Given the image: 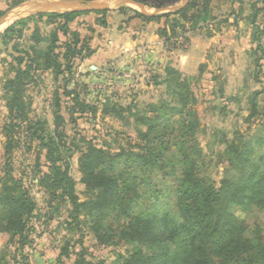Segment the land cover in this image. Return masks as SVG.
<instances>
[{"label": "rangeland", "instance_id": "obj_1", "mask_svg": "<svg viewBox=\"0 0 264 264\" xmlns=\"http://www.w3.org/2000/svg\"><path fill=\"white\" fill-rule=\"evenodd\" d=\"M123 1L136 2L143 5L144 9L132 4L113 8L125 10L132 16L130 9H136L145 16L150 14L160 17L174 12L170 9L182 5L185 0L0 1L1 5L10 2L12 6L22 3L50 6L45 12H39L43 16H35L30 22L15 26L16 32L8 36L7 43L0 40V177H3L2 181L12 183L13 179L19 182L35 204L28 219L30 243L20 246L12 236L0 233V264H121L118 263L119 255L127 258L141 249L151 261L150 256L154 252L142 245L144 241L121 240L119 232L107 230L95 233L93 228L97 215L93 217L84 210L73 214L72 207L61 201L60 197L52 196L54 188L49 186L54 182L50 170L52 156L63 158L61 164L69 165L68 174L76 184L75 194L81 203L85 202L90 193L82 182L81 151H86L87 145L92 143L104 148L107 153L117 154L119 149H127L131 143H143L140 132L144 134L148 129L145 124H139L137 119L150 118L151 125L155 126L163 139V148H167L168 152H176L187 146L182 154L192 153V149H195L200 155L198 161L207 168L205 173L218 186L225 177L226 169L232 168L236 162L237 154L228 151L231 143L234 142L241 150L244 146L251 147V138L264 124V116L253 115L255 111L252 105L255 95L259 104L264 102V15L259 17V28H255L250 20H244L246 15L253 16L250 9L252 5L259 2L258 7L264 6L260 0H236L235 7L244 12V18L239 20L237 26L228 27L213 22L209 27L193 29L189 24L184 25L187 31L179 30L177 36L170 38L171 41L167 42L163 38L165 54L160 53L158 61L152 59L147 62L148 59L144 60L146 56H141L143 62L138 63L136 58L130 59L123 69L105 66L91 71L85 65L91 57L87 55L91 50L96 52L106 40L118 39L120 27L114 25L118 24L113 17L117 16V13L113 15L114 9L107 10L106 15L82 9L92 3L115 6L117 2ZM54 4L56 8L51 7ZM75 8L81 9L79 12L82 13L77 14L66 27L59 25L63 21L51 16L54 13L75 12ZM229 8L230 4L225 1L214 0L209 5L208 16L228 15L231 12ZM8 12L9 9H6L1 18L9 15L10 20L6 22L10 26L13 13ZM230 19L232 23L234 16ZM162 22L160 27L163 26ZM166 28L170 34L171 28L168 25ZM2 30L5 32L6 29ZM58 30L56 52L64 53L63 44L75 32L83 41L79 47L84 49L85 58H75L73 71L69 73L63 69L59 76L53 71H44V64L40 62L32 83L28 84L24 93L26 101L30 103V120L44 122L43 143L48 144L49 140L55 143L52 149L43 148L42 143L33 138V131L22 126L16 131V141L12 143L13 146L17 144V147L8 153L9 141L4 126L11 121V114L4 90L6 80L15 76L13 69L18 64L16 58L27 54L24 68L31 59L36 60L51 48ZM65 32H68V36ZM260 44L263 47H259ZM187 55H193L194 61L192 58V61L184 64ZM168 67L182 73L172 85L183 88L181 91L163 82ZM182 69L189 73L186 75ZM172 92H177L178 96ZM258 109L257 113L264 114L262 108ZM173 162L175 166L172 168L176 169V173L180 172L183 169L181 165L175 159ZM7 165L11 169L7 170ZM138 168V163L128 166L132 173ZM9 170L10 176H7ZM142 172L138 175L142 184L139 187L141 196L151 191L158 194L163 191L169 197L172 190L178 188L171 181H165L168 176L166 172L157 170L151 175L145 173L146 169ZM110 174L117 176L114 172ZM132 176L125 174L122 183L127 186L124 187L127 198L134 200L129 179ZM151 179H155L156 185L152 186ZM158 185L159 189L156 188ZM2 188L3 185H0V194ZM159 202L162 206L157 208V212L163 208L164 211H173L172 200L162 198ZM229 207L232 214L243 217L239 207ZM108 222L113 229L127 223L119 211L112 214ZM68 247L72 250L67 253Z\"/></svg>", "mask_w": 264, "mask_h": 264}, {"label": "trees", "instance_id": "obj_2", "mask_svg": "<svg viewBox=\"0 0 264 264\" xmlns=\"http://www.w3.org/2000/svg\"><path fill=\"white\" fill-rule=\"evenodd\" d=\"M213 1L189 0L181 9L160 17L145 16L131 9L129 12H132L133 18L146 22L163 21L159 32L167 42L171 41L172 36H177L179 30L187 31L184 27L186 24L191 25L193 29L209 27L213 22L230 27L237 26L239 20L244 18L243 10L235 7L236 0H223L230 4V14H221L219 17L208 16L209 5ZM260 1L264 4V0ZM258 4L259 2L250 7L253 16L246 15L244 18L245 21L250 20L255 28H259L257 26L259 17L261 14L264 15V6L260 8ZM13 6L9 2V8ZM119 12L128 14L122 9ZM80 13L82 12L54 13L51 16L63 21L59 25L66 27ZM93 13L106 15V11ZM3 15L4 11L0 10V18ZM43 15L39 13L19 20L20 22L10 26L1 35L0 40L7 43L8 36L16 32L15 26L28 23ZM231 16H234L232 23ZM166 25L171 28L170 34ZM65 35L68 36V32H65ZM69 36L73 37L63 44L64 53L62 54L56 52V44L59 41L58 30L54 35L55 39L51 43V48L38 56L36 60L31 59L23 68L27 54L16 58L18 64L13 69L15 76L7 78L4 87L11 114V121L4 126L9 141L8 153L17 147V144L13 146L12 143L16 141L15 136L18 134L16 131L22 126L33 131V138L39 140L43 148L52 149L55 142L49 140L48 144L43 143L44 122L30 120L28 110L30 103L26 101L24 93L28 84L32 83L40 62L44 64V71H53L59 76L63 73V69L69 73L73 71L75 58H85L84 49L79 47L82 46L83 41L78 33L73 32ZM259 47L263 46L260 44ZM94 52L91 50L87 57ZM166 72V79L163 82L181 91L180 89L183 88L172 85L175 80L180 79L182 73L172 67H168ZM155 79L157 81V78ZM172 93L178 96L177 92ZM255 96L252 100L255 111L253 115L263 117L264 114L257 113V110L260 107L264 113V102L262 105L259 104ZM137 122L141 125L145 124L148 129L144 134L140 132L143 143H131L127 149H119L117 154L107 153L104 148H98L92 143L87 145L86 151H81L84 174L82 182L90 193L89 199L85 202L81 203L75 194L76 184L68 174L69 165L61 164L64 161L63 158L52 156L50 170L54 182L49 184L54 188L52 196L60 197L61 201L72 207L73 214L84 210L93 217L97 215L96 226L93 228L95 233L101 230L119 232L121 240L144 241V243L141 242L142 245L154 252L150 256L151 261L142 249L127 258L119 255L118 263L121 264H243L244 262L245 264H264V151L262 150L264 149V124L251 138V147L244 146L241 150V147L236 146L234 142L231 143L228 151L237 154L236 162L232 168L226 169L224 179L217 186L215 181L205 173L207 168L198 161L200 155L194 151L195 149H192V153L189 152V154H182L187 146L181 147L176 152H168L167 148H163V139L155 126L151 125L150 118H138ZM24 123L26 125H21ZM241 151L243 153H240ZM173 158L183 168L180 172L176 173V169L172 168L175 166ZM130 163H138L140 168L132 173L128 169ZM6 168L11 169V166L7 165ZM144 169H146L145 173L150 175L157 170L166 172L168 176L165 181H171L178 188L172 190L169 197L165 196L163 191L159 194L151 191L141 196L139 187L141 188L142 184L139 182L138 175L143 173ZM10 172L9 170L6 175L10 176ZM112 172L117 176L110 174ZM125 174H133L129 179L132 182L130 190L135 196L134 200L126 196L124 187L127 186L122 183ZM2 180L3 177H0V185H3L2 194H0V233L12 236L17 244L26 246L30 243L28 219L32 215L35 204L19 182L13 179L12 183ZM151 183L152 186L156 185L155 179H151ZM156 188L159 189V185ZM162 198L174 202L172 212L164 211L165 208L156 211L160 205L162 206L159 202ZM231 205L241 209L242 218L229 211ZM117 211L127 223L119 224L117 229H113L109 227L108 219ZM77 221L75 218V222ZM70 249L72 250L68 247L66 252L68 253V250L70 252Z\"/></svg>", "mask_w": 264, "mask_h": 264}, {"label": "crops", "instance_id": "obj_3", "mask_svg": "<svg viewBox=\"0 0 264 264\" xmlns=\"http://www.w3.org/2000/svg\"><path fill=\"white\" fill-rule=\"evenodd\" d=\"M1 2L3 0H0ZM0 2V10L6 11V9H9V13H13V17L11 19L12 24L17 22L18 20H21L23 18L29 17L30 15L28 13H31L34 10L35 5L34 4H19L15 5L13 7L9 8V2L5 3V5H1ZM185 2V1H184ZM183 2V3H184ZM182 3V4H183ZM5 9V10H4ZM134 11H138L136 9H133ZM120 9H114L112 12L113 15L117 13V16H113L114 19L118 22L114 25H119V38L118 39H112L108 38L109 40H106L105 43L102 44V46L97 48V51L94 52L91 57H89L86 60V66H89V69L91 71L97 70L98 68L110 66V68H120L123 69L126 68L127 63H129L130 59H137L138 63L143 62L140 60V57L146 56L144 60L148 59V61H158L157 56L160 53H164V43H163V37L161 36L159 29L161 22H146L142 19L133 18L132 15L128 14H121ZM111 13V12H109ZM8 16V15H6ZM111 17H109L110 19ZM112 19V18H111ZM10 20V18H9ZM6 24L5 27L3 25ZM0 24V37L4 33L1 29H8L10 26H7V22ZM121 24V26H120ZM160 24V25H159ZM113 25V26H114ZM4 30V31H6ZM114 32V31H113ZM112 33V31H111ZM192 50H194V46H192ZM201 50V49H200ZM199 50V51H200ZM198 51V50H195ZM167 53V52H166ZM169 54V53H167ZM173 54V53H172ZM173 56H175L173 54ZM204 54L202 55L203 59ZM184 58V57H181ZM186 64L188 61H192L194 56L187 55L185 56ZM153 59V60H152ZM201 59V61H202ZM175 60V57L173 58ZM172 60L168 61L171 62ZM172 65V64H171ZM173 66V65H172ZM186 75L189 73V71H185L182 69Z\"/></svg>", "mask_w": 264, "mask_h": 264}, {"label": "water", "instance_id": "obj_4", "mask_svg": "<svg viewBox=\"0 0 264 264\" xmlns=\"http://www.w3.org/2000/svg\"><path fill=\"white\" fill-rule=\"evenodd\" d=\"M188 1L189 0H185V2L182 4V5H180V6H177V7H175V8H173V9H170L171 11H177V10H179V9H181L182 7H184L187 3H188ZM121 4H132V5H136V6H138V7H140L141 9H144V7H143V5H141V4H138V3H136V2H132V1H123V2H117L116 4H115V6H114V4H105V3H92V4H90V6H88L87 8H85V9H82V11H88V10H91V11H107V10H112V9H114L116 6H119V5H121ZM58 5H60L61 6V4L60 3H58ZM48 7V8H47ZM49 7L50 6H46V4L45 5H43V6H41L40 4L39 5H37V6H35L34 7V10L31 12V13H28L29 15H34V14H36V13H38L39 14V12H45L46 11V9H49ZM51 7H54V8H56V5L54 4V6H51ZM114 7V8H113ZM75 11H79V10H81V9H77V8H75L74 9ZM146 15H148V16H150V14H146ZM9 15L8 16H4L3 18H1V21H0V24L1 23H5L6 22V20H9Z\"/></svg>", "mask_w": 264, "mask_h": 264}]
</instances>
